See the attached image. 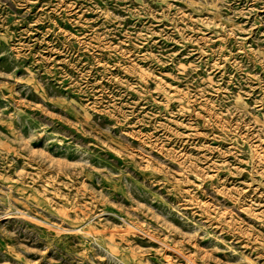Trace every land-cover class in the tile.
<instances>
[{"label": "rangeland", "instance_id": "1", "mask_svg": "<svg viewBox=\"0 0 264 264\" xmlns=\"http://www.w3.org/2000/svg\"><path fill=\"white\" fill-rule=\"evenodd\" d=\"M0 264H264V0H0Z\"/></svg>", "mask_w": 264, "mask_h": 264}]
</instances>
